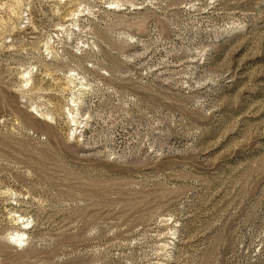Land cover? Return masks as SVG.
I'll return each mask as SVG.
<instances>
[{"label":"rangeland","instance_id":"374dc122","mask_svg":"<svg viewBox=\"0 0 264 264\" xmlns=\"http://www.w3.org/2000/svg\"><path fill=\"white\" fill-rule=\"evenodd\" d=\"M0 264H264V0H0Z\"/></svg>","mask_w":264,"mask_h":264},{"label":"bare ground","instance_id":"6f19581e","mask_svg":"<svg viewBox=\"0 0 264 264\" xmlns=\"http://www.w3.org/2000/svg\"><path fill=\"white\" fill-rule=\"evenodd\" d=\"M90 7V6H89ZM112 9V7L111 8H109V10H111ZM81 13V12H80ZM91 13V12H90ZM75 14V13H74ZM82 14V13H81ZM74 18H76V17H74ZM77 20H78V18L77 19H75V21L74 22H77ZM72 24V23H71ZM73 25V24H72ZM71 25V26H72ZM76 29V28H75ZM82 29V28H81ZM74 30V29H73ZM78 31V30H77ZM68 33H70V32H68ZM72 33V32H71ZM71 34H69V36H70ZM93 43V42H92ZM48 44V43H47ZM88 45V44H87ZM53 46V45H52ZM51 46V47H52ZM51 47H49L48 46V51H50L49 49H51ZM82 47V46H81ZM90 47V46H89ZM83 48V47H82ZM85 49H86V46H85ZM83 50H84V48H83ZM81 51V50H80ZM50 53H53V58L55 59L56 58V55H57V51H54V49H52L51 51H50ZM81 53L82 52H80V55H81ZM60 54V53H59ZM62 57V56H61ZM73 57H77L78 59L79 58H81V57H78L77 55H76V53L75 54H73ZM51 58V57H50ZM81 60V59H80ZM61 61H63V58H62V60ZM65 61V60H64ZM63 61V62H64ZM49 64V63H48ZM70 64V63H69ZM29 72V71H28ZM28 72H26V74H28ZM80 73V72H79ZM78 72H75L74 70H72V69H69L68 70V75L65 77V78H67V80L69 81V83L70 84H72L73 85V92H72V95H73V98L74 99H71L70 100V102L72 103L71 105H68L69 106V108H68V110H67V115L70 117V121L72 122V123H79V121H78V117L76 118V116L77 115H79V109H80V105H83L82 103H83V99L81 100L80 98V95L82 94H84V93H86V91H88L89 92V88H87V86L89 85V84H87L88 82H86V79H85V77L84 76H81L80 74H79ZM47 74V73H46ZM101 74V73H100ZM29 76V75H28ZM27 79V78H26ZM31 80V77H29L27 80H25L26 81V83H28L29 81ZM88 80V79H87ZM31 82V81H30ZM68 83V82H67ZM31 89H34V88H32V86H31ZM71 90H72V88H71ZM70 91V90H69ZM91 92V91H90ZM78 93V94H77ZM71 94V93H70ZM84 98V97H83ZM69 101V100H68ZM34 111H35V109H34ZM48 115V114H47ZM44 116H45V114H44ZM80 116V115H79ZM47 118H48V116H47ZM51 119V118H50ZM78 125H80V124H78ZM78 128V127H77Z\"/></svg>","mask_w":264,"mask_h":264}]
</instances>
